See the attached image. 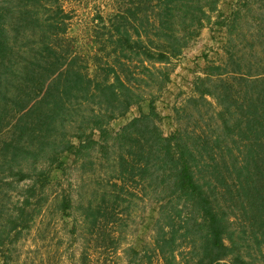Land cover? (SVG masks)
I'll use <instances>...</instances> for the list:
<instances>
[{
    "label": "trees",
    "instance_id": "trees-1",
    "mask_svg": "<svg viewBox=\"0 0 264 264\" xmlns=\"http://www.w3.org/2000/svg\"><path fill=\"white\" fill-rule=\"evenodd\" d=\"M218 2L114 0L108 16H94L83 52L60 0H0V264H8L6 237L16 239L42 211L52 171L109 145L110 190L80 204L70 222L84 245L81 264L117 251L128 179L151 192V242L141 257L150 249L161 264H264L263 48L248 64L233 56L207 64L173 107L168 133L155 105L173 59ZM134 107L135 116L111 128ZM11 178L28 182L5 214ZM72 208L63 194L60 214Z\"/></svg>",
    "mask_w": 264,
    "mask_h": 264
},
{
    "label": "rangeland",
    "instance_id": "rangeland-1",
    "mask_svg": "<svg viewBox=\"0 0 264 264\" xmlns=\"http://www.w3.org/2000/svg\"><path fill=\"white\" fill-rule=\"evenodd\" d=\"M60 2L70 16L67 20L69 36L76 38L78 48L88 52L87 30L99 21L94 16L109 15L114 0ZM209 17V21L189 41L182 54L173 59L171 79L155 103L161 116L160 126L165 133L174 127L171 119L175 117L173 107L182 105L191 95L193 80L197 76H204L207 64L225 63L229 56L239 58L237 61L241 64H248V56L256 48H263L260 63L264 62V0H219L217 10L210 12ZM253 62L256 63L255 60ZM146 107L147 102L142 105L143 109ZM137 113V108H132L124 116L111 121V128L119 127ZM115 150L114 145H109L102 153L97 147L87 149L76 160L72 156L67 157L68 165L64 171H52V179L57 181L47 187L49 196L42 211L16 239L12 234L6 237L8 264H81L79 256L84 245L79 237L70 233V222L79 217L80 204L91 200L96 202L103 189L110 190L111 182L115 180V164L112 159ZM134 180H126L123 187L122 197L126 201L122 203L117 251L110 254L106 261L104 258L92 259L90 264H161L150 249L146 257H141L143 246L151 242L150 225L154 212L151 209L149 187L143 181ZM9 181L5 184L9 194L3 198L5 214H10L15 207L10 195L15 197L20 194L28 182L16 181L14 178ZM63 194L72 197L73 208L68 215L60 214L59 204ZM130 247L140 252L135 254Z\"/></svg>",
    "mask_w": 264,
    "mask_h": 264
}]
</instances>
